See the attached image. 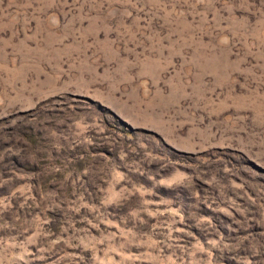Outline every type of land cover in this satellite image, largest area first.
Wrapping results in <instances>:
<instances>
[{
	"label": "rangeland",
	"instance_id": "1",
	"mask_svg": "<svg viewBox=\"0 0 264 264\" xmlns=\"http://www.w3.org/2000/svg\"><path fill=\"white\" fill-rule=\"evenodd\" d=\"M0 264H264V0H0Z\"/></svg>",
	"mask_w": 264,
	"mask_h": 264
}]
</instances>
